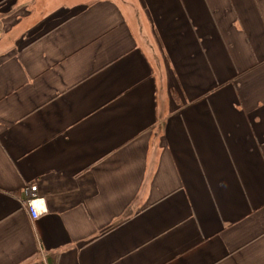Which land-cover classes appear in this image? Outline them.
I'll use <instances>...</instances> for the list:
<instances>
[{
    "label": "crops",
    "instance_id": "obj_1",
    "mask_svg": "<svg viewBox=\"0 0 264 264\" xmlns=\"http://www.w3.org/2000/svg\"><path fill=\"white\" fill-rule=\"evenodd\" d=\"M0 264H264V0H0Z\"/></svg>",
    "mask_w": 264,
    "mask_h": 264
},
{
    "label": "built area",
    "instance_id": "obj_2",
    "mask_svg": "<svg viewBox=\"0 0 264 264\" xmlns=\"http://www.w3.org/2000/svg\"><path fill=\"white\" fill-rule=\"evenodd\" d=\"M27 199L25 201L27 212L32 220H36L40 215L44 214L46 210L42 208V199L38 197V190L36 185H27L23 189Z\"/></svg>",
    "mask_w": 264,
    "mask_h": 264
}]
</instances>
